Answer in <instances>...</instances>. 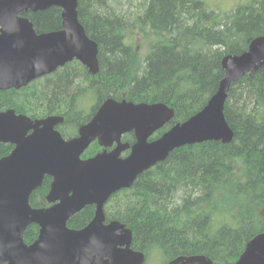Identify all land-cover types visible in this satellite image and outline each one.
Masks as SVG:
<instances>
[{
  "label": "trees",
  "instance_id": "1",
  "mask_svg": "<svg viewBox=\"0 0 264 264\" xmlns=\"http://www.w3.org/2000/svg\"><path fill=\"white\" fill-rule=\"evenodd\" d=\"M58 10L29 17L38 31H47L58 26ZM78 12L98 44V74L80 63L67 64L27 87L0 91V110L62 116L58 130L65 138L77 135L107 98L171 106L175 116L159 137L206 105L225 76L226 55L242 54L264 35V0H243L229 11L207 0H78ZM135 29L150 41L142 57ZM224 112L234 131L231 142L175 149L106 205L107 220L118 219L132 230V247L145 253V264L196 254L212 264H234L264 231V65L233 83ZM123 141L134 143L133 133ZM13 148L0 142V158ZM99 150L95 142L84 157ZM50 183L47 176L32 193L33 207L49 206ZM94 213V206H86L68 225L82 228ZM38 232V225H29L25 242L32 243Z\"/></svg>",
  "mask_w": 264,
  "mask_h": 264
},
{
  "label": "water",
  "instance_id": "2",
  "mask_svg": "<svg viewBox=\"0 0 264 264\" xmlns=\"http://www.w3.org/2000/svg\"><path fill=\"white\" fill-rule=\"evenodd\" d=\"M52 6L62 9L60 31L38 35L33 23L20 17ZM77 7L78 0H0V90L21 88L73 59L90 74L98 73V44L87 36ZM263 65L264 35L253 39L244 53L226 55L225 76L206 105L154 140L151 135L175 116L163 102L109 98L70 139L56 129L62 116L32 119L13 108L0 111V142L15 145L0 158V264H143L144 254L130 248L132 230L119 220L106 222V203L177 148L231 142L234 131L224 113L231 85ZM131 131L136 136L132 146L122 142ZM95 140L105 147L117 145L83 159ZM127 149L130 153L122 156ZM46 176L53 178L47 194L51 205L33 207L30 196ZM89 205L95 206L93 219L83 228L69 227V219ZM31 224L39 226V233L28 244L24 233ZM178 264L211 261L198 255ZM235 264H264V231L251 239Z\"/></svg>",
  "mask_w": 264,
  "mask_h": 264
},
{
  "label": "rangeland",
  "instance_id": "3",
  "mask_svg": "<svg viewBox=\"0 0 264 264\" xmlns=\"http://www.w3.org/2000/svg\"><path fill=\"white\" fill-rule=\"evenodd\" d=\"M209 5L214 8H218L221 11H229L234 8L239 2L243 0H207ZM140 32L138 29H135L136 42L134 43L137 48V52L140 56H144L150 49L149 39L146 41L143 37L138 35ZM140 37V38H139Z\"/></svg>",
  "mask_w": 264,
  "mask_h": 264
},
{
  "label": "flooded vegetation",
  "instance_id": "4",
  "mask_svg": "<svg viewBox=\"0 0 264 264\" xmlns=\"http://www.w3.org/2000/svg\"><path fill=\"white\" fill-rule=\"evenodd\" d=\"M57 9H59V8H57ZM59 11V24H58V26L56 27V28H54V29H50V30H47V31H38L36 28H35V25H34V28H35V30H36V32L38 33V34H41V33H44V32H49V31H57V30H61L62 28H63V17H62V13H61V10L59 9L58 10ZM39 12V11H38ZM30 13H33L31 10H28V11H26V12H24L23 14H22V16H25V17H28V18H30L29 17V14ZM34 13H37V12H34ZM77 63H79L77 60H74V61H72V62H69V63H67V64H72V65H74V64H77ZM66 64V65H67ZM65 65V66H66ZM64 66V67H65ZM63 68V67H62ZM62 68H60V69H62ZM47 76H49V75H46V76H43L41 79L42 80H44V79H46V77ZM30 85V84H29ZM28 85V86H29ZM60 126V125H59Z\"/></svg>",
  "mask_w": 264,
  "mask_h": 264
}]
</instances>
